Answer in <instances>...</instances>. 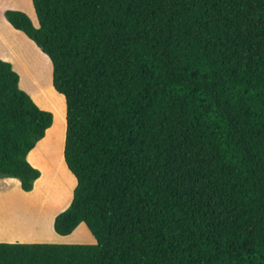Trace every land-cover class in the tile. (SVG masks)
Returning <instances> with one entry per match:
<instances>
[{
  "label": "trees",
  "instance_id": "obj_1",
  "mask_svg": "<svg viewBox=\"0 0 264 264\" xmlns=\"http://www.w3.org/2000/svg\"><path fill=\"white\" fill-rule=\"evenodd\" d=\"M31 4L37 26L3 15L64 108L76 186L54 231L96 244L0 243V264H264V0ZM52 124L0 60V178L32 190Z\"/></svg>",
  "mask_w": 264,
  "mask_h": 264
},
{
  "label": "crops",
  "instance_id": "obj_2",
  "mask_svg": "<svg viewBox=\"0 0 264 264\" xmlns=\"http://www.w3.org/2000/svg\"><path fill=\"white\" fill-rule=\"evenodd\" d=\"M3 1L4 4L7 5H14V1ZM19 31L14 30L6 20L0 21V48L8 49L9 53L3 54L0 53V60L8 62L12 65V68L16 70L17 72H20L21 70L18 68H23L24 76H28L29 84L26 81V84H28V88L32 90V93H29L28 90H25L29 93V96L33 100V95L35 92H40L42 89L45 88V85L49 83L51 89H52V82L51 79L49 80V68L48 63L45 62V67L42 65L41 68L32 69V73L30 74L29 71H27L24 68H28L25 60H28V62H37L35 59H32V55L34 53V50L38 53L39 50L35 47V45ZM14 39V40H13ZM10 40V41H9ZM16 40V43L14 44ZM17 40H20L21 42H18ZM27 40L26 42L23 41ZM19 43V44H18ZM16 47H15V46ZM26 49V50H25ZM11 52V53H10ZM42 55V54H41ZM45 55V54H44ZM21 58V60L17 57ZM23 65V67H21ZM51 66V63H50ZM32 67V66H31ZM52 68V67H51ZM34 74V75H33ZM52 76V75H51ZM39 79V82H38ZM44 85V87L41 86V83ZM35 103V102H34ZM36 104V103H35ZM44 109V108H40ZM47 111V110H46ZM63 140L65 141V129L63 133ZM42 139L35 145V147L28 153L27 155V161L28 163L35 169H37L40 172V177L34 182L33 188L29 192H24L20 187V182L17 179L14 178H8L3 177L0 178V224H3V221L8 222L9 220H14V218H23V211L29 210V214H32L33 217L32 222H36L37 229L36 234H32V236L21 238L20 236H12L11 233L15 232H9L5 230L0 229V243H20V244H55V245H94L96 244V240L94 236L91 234L89 229L84 223H80L74 231L66 236H61L55 233L54 231V220L57 215L62 213L64 210L68 208V206L71 203L72 197H73V191H71L70 199L69 201L63 206L62 202L59 197H56V199H53V194H44V195H51V196H41L40 198H28L35 190V187L37 183L43 178L46 171L50 170L52 176H61V169L59 167V160L56 158V155L52 153L51 150L48 151V157L50 159V162L47 166L44 151H39L37 153L36 161L32 157V153L36 150V148L41 144ZM63 151H64V143L61 149V163L68 174L70 178L75 183L76 186V179L71 174V172L68 170L63 157ZM53 154V155H52ZM74 186V188H75ZM74 190V189H73ZM11 193H15L19 196V198H23V200H33L31 201L33 203V206H28V204H25L19 209L14 210L13 212H9L5 209L4 202L8 200ZM26 197V198H25ZM63 206V207H62ZM27 207V208H26ZM27 216V215H26ZM25 220V219H24Z\"/></svg>",
  "mask_w": 264,
  "mask_h": 264
},
{
  "label": "rangeland",
  "instance_id": "obj_3",
  "mask_svg": "<svg viewBox=\"0 0 264 264\" xmlns=\"http://www.w3.org/2000/svg\"><path fill=\"white\" fill-rule=\"evenodd\" d=\"M5 1H9V0H5ZM10 1L15 2L13 6L10 4L9 5L4 4L3 1H0V21L5 20L4 15H3L5 10H8V9L9 10H18V11L25 13L30 18L33 25L37 26V19L35 17V13H34V10L32 8L31 0H10ZM25 39H27V38H25ZM17 41L21 42L20 40H17ZM23 41L26 42L27 40H23ZM15 43H16V40H15L14 44ZM32 43L34 44V42H32ZM28 46H30V48H32L34 50V48L30 44H28ZM35 47L39 50V52L42 55L38 54L34 50V53L32 55V59H35V61H37V62L36 63L35 62H28V60H25L24 62L26 63L28 68H24V69L29 71L31 74L33 72L32 69H36V68L42 69L41 66L43 65L45 67V65L48 63L49 80H50L51 75H52V68L50 66V61L47 58V56L44 55L36 45H35ZM7 50L8 49L0 48V53H3V54L9 53V51H7ZM17 57L19 58V56H17ZM19 59L21 60V58H19ZM45 61L47 62L46 64H45ZM21 67H23V65ZM18 69H20L21 71L17 72L16 70H14V69L13 70L19 76V88H20V90L24 91L25 93H27L29 95V93L33 92L32 90H30L28 88V84H29L28 81L30 78L26 75L24 76L23 68H18ZM26 81L28 84H26ZM38 82H39V79H38ZM40 83H41V81H40ZM42 85L43 84L41 83V86ZM48 86L50 87L49 83H47L45 85V88L42 89V91L35 92L33 95V101L36 103V105L39 108H44L42 110L49 111L50 113H52V116H53L52 127L48 131L49 133L46 134V136L42 139L39 151H42V152L44 151L45 160H46L45 166H47L50 162V159L47 156L48 151L51 150L52 153H54L56 155V158L59 160V167L61 169V176L60 177H57V176L53 177L50 170L46 171L44 174L43 180L38 185L35 192L32 193L28 198H32V197L33 198H40L41 196H46V197L51 196V195H44L46 193L47 194H53V196H54L53 199H56V197H59L61 202H62V205L64 206L70 199V194H71V191H73V189H74L75 183L71 179V181H72V187H71L70 177L68 176V174L66 173V171L62 165L61 157H60L61 149H62V146L64 143V140H63L64 129H65V133H66L64 108H63L61 101L55 97V95L52 93L53 90H50L51 88L49 89ZM42 87H44V85ZM25 90H28L29 93ZM51 198H52V196H51ZM31 201H33V200H30V199H29V201L23 200V198H19V196L17 194L11 193L8 200H6L4 202V205L2 204V206H4L7 211L13 212L14 210L21 208L25 204H28V206H33V203ZM29 212L30 211L26 209L23 211V216H21L23 218H14V220H9L8 222L3 221L4 223L0 224V229L5 230V231H9V232H15V233H11L12 236H20L21 238H26V237L32 236V234L35 235L36 229H37V224H36V222H32V221H34L31 218V217H33V215L29 214Z\"/></svg>",
  "mask_w": 264,
  "mask_h": 264
}]
</instances>
